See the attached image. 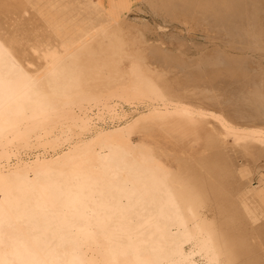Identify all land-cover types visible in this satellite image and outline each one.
<instances>
[{
  "label": "bare ground",
  "instance_id": "1",
  "mask_svg": "<svg viewBox=\"0 0 264 264\" xmlns=\"http://www.w3.org/2000/svg\"><path fill=\"white\" fill-rule=\"evenodd\" d=\"M137 1L212 47L149 42L134 0H0V264H264L244 167L264 163L263 1ZM134 101L132 128L189 149L176 167L133 124L97 128Z\"/></svg>",
  "mask_w": 264,
  "mask_h": 264
},
{
  "label": "rangeland",
  "instance_id": "2",
  "mask_svg": "<svg viewBox=\"0 0 264 264\" xmlns=\"http://www.w3.org/2000/svg\"><path fill=\"white\" fill-rule=\"evenodd\" d=\"M240 1H241V4L243 3V1H244V3L247 4L253 0H240ZM254 1L255 2L257 1V3L259 2L260 5H262V3L260 1H263L262 8L264 10V0H254ZM133 3H134L133 4V11L128 12V18L131 21L138 22V23H144V24L149 26V30L145 33V36L149 42L155 43L156 42L155 40L164 38V39H162L163 41L166 42V43L164 42V45H163L164 47H166L167 49L169 48V50L171 49L172 51L173 50L174 51L181 50V51H184L185 53H187L188 55H191V56H196L198 54V52L200 53V50H202V48L205 49V47H206L207 49H209L212 47V44L205 43V41L203 39V32L201 30H199L197 28H196L197 30L196 29H188L186 26L184 27V25L182 23L179 24L180 22H178V21L173 22V21H170L167 19L166 21H169V22H166L160 16L154 15L152 12H150L145 5L142 6L139 1L134 0ZM136 8L144 9L145 12L137 11ZM144 13H146V14H144ZM248 17H250V16H247V19H248ZM247 19L244 16L243 17V23ZM139 20H141V21H139ZM197 21H199V20L195 19V22H197ZM153 27H155V28L159 27V30L161 31L162 35L156 33L158 30H155V28H153ZM180 28L181 29L183 28L182 31ZM153 29L155 30V32ZM176 34H177V36L175 37ZM181 34H183V35H181ZM187 34H189V35H187ZM156 35H159V36H156ZM192 35L194 37V40H193ZM170 36H172V38ZM189 36H191V37H189ZM157 37H159V38H157ZM166 37H168V38H166ZM185 38H187V39H185ZM180 40L182 42H184L183 45H180V43H177V41L180 42ZM201 40H203V42ZM219 43H221V42H219ZM219 45L221 46V44H219ZM250 50L251 49L244 50V48H239L238 50L234 51V53L240 55V57H243V58L249 57L253 60L258 59L257 54L252 53ZM245 59H247V58H245ZM218 98L225 99L226 96H218ZM139 103H141V104H139ZM149 106H150V108H149ZM152 106H153V103L149 102V101H134V102H129V103L128 102L116 103L109 110V112H106L104 114L103 122L97 121V124H96L97 128H100V127H105V128L109 127L110 128V126L114 127L117 125H120V126L125 125V126L130 127L133 123L140 120L143 116L146 117L148 115V113L150 112V109L152 108ZM208 110L209 111H212V110L216 111V109H214L213 107H209ZM119 114H120V116H119ZM133 126H134V124L131 126V131H132L131 132V138H132V140L134 142H145L148 145L150 144V146H152L155 150H161L163 152L161 154V159L168 166H172V167L177 166V160H176L175 154H180L181 152H183L182 154L189 153V149L181 147L175 141L166 137L165 135H163L161 132H159L156 129L149 130L148 132L147 131L141 132L135 128H132ZM244 128L249 130V128H247V127H244ZM259 128L261 129L262 132H264V125L259 126ZM166 151H167V154H166ZM168 151H170V153L173 152L174 153L173 156H172V154L168 153ZM25 154L27 156L32 155V154H28L24 151H16V150L14 151L13 150V153L11 156V161L12 162L16 161L18 159V157L19 158L22 157V159H26ZM244 162L245 161H243V163ZM248 163L250 164V162H245L244 167L248 169L249 176H251L252 178H251V183L249 182L250 184H248L247 186L253 185L251 187V190L258 191L261 194H264V163H263V161L262 162L260 161L258 163H251L250 165ZM250 167H251V169H250ZM234 200H235V202H238V203H241L244 200V198L241 195V192H238V194L236 196H234ZM195 259L197 262H199L198 257H196Z\"/></svg>",
  "mask_w": 264,
  "mask_h": 264
}]
</instances>
